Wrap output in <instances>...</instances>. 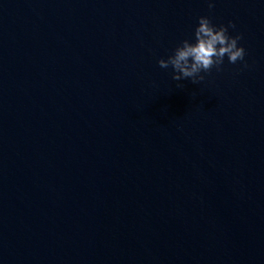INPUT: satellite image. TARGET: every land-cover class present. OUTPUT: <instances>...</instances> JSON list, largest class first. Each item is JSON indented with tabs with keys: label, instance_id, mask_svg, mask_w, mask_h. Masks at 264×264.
I'll return each mask as SVG.
<instances>
[{
	"label": "water",
	"instance_id": "obj_1",
	"mask_svg": "<svg viewBox=\"0 0 264 264\" xmlns=\"http://www.w3.org/2000/svg\"><path fill=\"white\" fill-rule=\"evenodd\" d=\"M0 264H264V0H0Z\"/></svg>",
	"mask_w": 264,
	"mask_h": 264
},
{
	"label": "clouds",
	"instance_id": "obj_2",
	"mask_svg": "<svg viewBox=\"0 0 264 264\" xmlns=\"http://www.w3.org/2000/svg\"><path fill=\"white\" fill-rule=\"evenodd\" d=\"M214 0H207L208 8L213 7ZM197 23L192 30L191 38L180 40L166 58L157 59L161 68H171V77L182 87L180 81L189 79L193 83L204 80V73L215 67L221 70L225 58L228 63L241 61V67H247L244 60L245 48L238 43L241 35L230 34L228 29L235 25L231 20L228 24H214L208 15L196 17Z\"/></svg>",
	"mask_w": 264,
	"mask_h": 264
}]
</instances>
